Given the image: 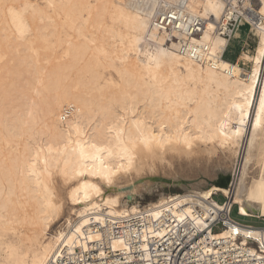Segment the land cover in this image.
Listing matches in <instances>:
<instances>
[{"label": "bare ground", "instance_id": "bare-ground-1", "mask_svg": "<svg viewBox=\"0 0 264 264\" xmlns=\"http://www.w3.org/2000/svg\"><path fill=\"white\" fill-rule=\"evenodd\" d=\"M93 1L0 0V264H50L129 220L264 219V0L233 62L222 0ZM166 8L199 32L159 27Z\"/></svg>", "mask_w": 264, "mask_h": 264}, {"label": "built area", "instance_id": "built-area-1", "mask_svg": "<svg viewBox=\"0 0 264 264\" xmlns=\"http://www.w3.org/2000/svg\"><path fill=\"white\" fill-rule=\"evenodd\" d=\"M222 1L226 6L225 15L229 11V17L222 20L225 25L219 28L223 27L221 34L231 41L242 24L250 28L248 18L255 21L258 19L256 10L261 0ZM153 20L161 28L184 22L188 24L190 32H199L200 24L188 23L186 17L178 15L172 8L162 10ZM224 200L221 204L225 207L227 199ZM233 207L226 213L211 212L209 217L205 216L206 226L189 222L163 227L148 226L137 219L125 221L122 227H115L110 235L104 233L106 229L98 227L101 236L89 243L87 248H65L50 264H261L264 261V243L260 240L249 237L244 241L241 236H216L230 225L257 229L235 222L231 218ZM218 228L221 230L215 232ZM116 241L118 244L113 243Z\"/></svg>", "mask_w": 264, "mask_h": 264}, {"label": "rangeland", "instance_id": "rangeland-1", "mask_svg": "<svg viewBox=\"0 0 264 264\" xmlns=\"http://www.w3.org/2000/svg\"><path fill=\"white\" fill-rule=\"evenodd\" d=\"M92 3H94L93 0H91ZM5 5L2 4L0 2V8L4 7ZM251 29L248 28V26L246 24H242L240 26V29H239V32L238 34L235 36V38L233 40H231V42L228 44V47L226 49V52L224 54V60L226 61H229V62H233L236 60V57L237 55L241 52V50L243 49V47H246V44L248 45V48L253 50L254 46H255V37L253 36V33H251L250 31ZM249 35V36H248ZM240 37V38H239ZM252 37V38H251ZM254 41V42H253ZM6 57V56H5ZM4 57V58H5ZM2 61H0V65L3 61H5V59H8V58H5ZM41 59V57L39 58ZM7 61V60H6ZM5 61V62H6ZM4 63V62H3ZM104 71V75L106 77H110L112 80H114V82H117L118 81V77H117V74L113 71V70H103ZM108 71V72H107ZM108 73V75H107ZM65 112V111H64ZM62 116H64V113L62 112ZM73 115V113L70 115V117ZM68 117V118H70ZM65 118V117H63ZM68 118H65V119H68ZM208 181L211 182L210 179H207ZM55 182L56 184L59 183V179L56 178L55 179ZM183 191L182 187L179 185V183H175L173 186H170L169 188H165L163 189L162 192H165V193H181ZM157 197V193H153L152 195H144L143 196V200H141L142 203H145L147 201H150V200H154L156 199ZM213 200L218 203V204H221L222 202H224V197L221 196L220 194L216 195L213 197ZM231 218L241 224V225H250L252 227H256V228H263L264 227V219H252V218H244V217H241L239 215H237L236 213V207H233L232 209V213H231ZM63 222V219L56 225L58 226L60 223ZM55 226V227H56ZM221 228H218V229H215V232H218L220 231Z\"/></svg>", "mask_w": 264, "mask_h": 264}, {"label": "snow or ice", "instance_id": "snow-or-ice-1", "mask_svg": "<svg viewBox=\"0 0 264 264\" xmlns=\"http://www.w3.org/2000/svg\"><path fill=\"white\" fill-rule=\"evenodd\" d=\"M261 108L264 109V98H262L261 100ZM261 264H264V261H262Z\"/></svg>", "mask_w": 264, "mask_h": 264}]
</instances>
